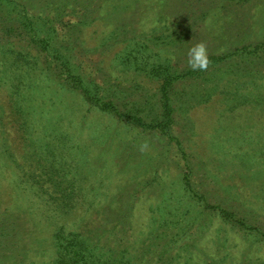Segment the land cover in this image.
<instances>
[{"label": "rangeland", "instance_id": "obj_1", "mask_svg": "<svg viewBox=\"0 0 264 264\" xmlns=\"http://www.w3.org/2000/svg\"><path fill=\"white\" fill-rule=\"evenodd\" d=\"M58 228L64 264H264V0H0V264Z\"/></svg>", "mask_w": 264, "mask_h": 264}, {"label": "trees", "instance_id": "obj_2", "mask_svg": "<svg viewBox=\"0 0 264 264\" xmlns=\"http://www.w3.org/2000/svg\"><path fill=\"white\" fill-rule=\"evenodd\" d=\"M77 78V77H76ZM167 85V82L163 84L162 88H164ZM169 85V82H168ZM86 90H83V93L87 95L85 92ZM151 125V124H148ZM153 126H161L159 122H155L152 124ZM226 209H219L220 215H225L224 217L227 219H231L230 214L227 212ZM230 212V211H229ZM231 213V212H230ZM64 232L61 230V228H58L54 231L53 237L55 240V245L57 246V249L59 248V251L55 252V259L50 264H64L63 255L64 250H71V254L73 256H81L82 251V245L81 242L75 239L74 235H71L69 238H64ZM76 240V243H72V241Z\"/></svg>", "mask_w": 264, "mask_h": 264}, {"label": "clouds", "instance_id": "obj_3", "mask_svg": "<svg viewBox=\"0 0 264 264\" xmlns=\"http://www.w3.org/2000/svg\"><path fill=\"white\" fill-rule=\"evenodd\" d=\"M174 59V57H173ZM186 63L192 70H207L210 60L208 54V47L204 41H198L192 44L186 52ZM147 141H144L139 146V151L144 152L148 149Z\"/></svg>", "mask_w": 264, "mask_h": 264}]
</instances>
